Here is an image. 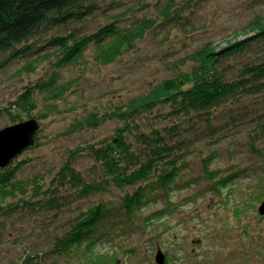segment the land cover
<instances>
[{"label": "trees", "instance_id": "16d2710c", "mask_svg": "<svg viewBox=\"0 0 264 264\" xmlns=\"http://www.w3.org/2000/svg\"><path fill=\"white\" fill-rule=\"evenodd\" d=\"M142 1L0 0L3 66L18 63L14 76L32 74L46 62L53 70L47 79L25 86L0 106V116L8 118L4 127L35 119L39 129L30 148L39 146L43 121L66 112L60 104L79 81L78 72L61 82V71H82L91 61L114 63L138 49L159 26L181 23L199 0H157L153 15H136ZM241 31L242 39L234 35L224 46L206 42L187 52L169 65L168 77L143 91L103 108L85 109L63 136L109 121L117 126L108 136L68 149L55 171L21 178L25 162L14 166L15 158L0 168V218L17 216L27 223L32 218L50 233L47 250L21 242L20 255L5 264H43L49 254L64 257L73 250L83 264H114L112 256L95 253L96 244L106 239L96 231L111 214L112 203L105 195L120 192L119 208L131 221L153 200L169 197L178 187L187 157L201 159V140L214 143L216 134L229 127H245L258 166L264 169V151L254 144L264 139V16L256 14ZM70 107L66 109L71 112ZM82 157L93 161L88 176L75 166ZM210 160L204 157L202 167L212 187L220 190L216 185H227L237 172L222 177L221 171L208 170ZM70 211L74 215L65 218L64 212ZM3 226L0 220V229Z\"/></svg>", "mask_w": 264, "mask_h": 264}, {"label": "rangeland", "instance_id": "374dc122", "mask_svg": "<svg viewBox=\"0 0 264 264\" xmlns=\"http://www.w3.org/2000/svg\"><path fill=\"white\" fill-rule=\"evenodd\" d=\"M155 1L143 0L135 14H152ZM256 14L264 16V0H199L181 23L159 26L138 44V49L114 63L98 65L91 61L82 71L72 68L61 71L58 74L61 82L78 72L79 81L60 104L66 112L43 121L38 133L40 145L28 148L13 160L14 166L25 162L19 176L55 171L68 149L108 136L117 126L109 121L96 129L63 136L61 133L67 125L85 109L103 108L109 102L116 103L143 91L168 77L172 62L206 42L224 46L225 40L234 35L244 38L241 29ZM5 57L2 52L0 106L19 95L25 86L47 79L53 73L46 62L32 74L14 76L18 63L3 66ZM68 106L73 111H67ZM7 123L8 118L1 115L0 129ZM215 138L217 141L211 144L201 140V159L198 155L187 157V166L181 169L177 179L178 187L169 197L153 200L131 221L119 208L120 192L106 194L105 198L112 203L111 214L96 231V236L103 234L100 238L106 239L96 244L95 253L112 256L114 264H156L157 248L164 255V264H264V218L257 212L264 198V169L258 166L245 127H229ZM254 144L256 149L264 151V139ZM204 157L211 159L207 164L209 171L219 170L222 177L237 172L236 177L227 185H216L220 190L214 189L213 180L208 179L202 167ZM92 163L91 158L82 157L75 166L88 176ZM75 207L76 201L72 204ZM67 213L64 212L65 218L74 215L72 211ZM16 217L0 218L4 224L0 229V264L20 255L21 242L27 248L50 247V233L39 228L32 218L27 223ZM65 230L63 227L61 232ZM76 252L73 250L64 257L49 254L43 264H83Z\"/></svg>", "mask_w": 264, "mask_h": 264}, {"label": "water", "instance_id": "95a60500", "mask_svg": "<svg viewBox=\"0 0 264 264\" xmlns=\"http://www.w3.org/2000/svg\"><path fill=\"white\" fill-rule=\"evenodd\" d=\"M38 129L39 123L35 119L0 129V168L7 167L14 158L34 145V136ZM257 212L264 218V198ZM154 261L156 264H164V255L159 248Z\"/></svg>", "mask_w": 264, "mask_h": 264}]
</instances>
